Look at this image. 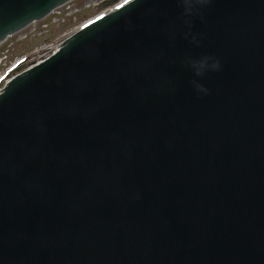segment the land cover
<instances>
[{"label":"water","instance_id":"1","mask_svg":"<svg viewBox=\"0 0 264 264\" xmlns=\"http://www.w3.org/2000/svg\"><path fill=\"white\" fill-rule=\"evenodd\" d=\"M65 1L0 0V41ZM0 264H264V0H128L14 76Z\"/></svg>","mask_w":264,"mask_h":264},{"label":"rangeland","instance_id":"2","mask_svg":"<svg viewBox=\"0 0 264 264\" xmlns=\"http://www.w3.org/2000/svg\"><path fill=\"white\" fill-rule=\"evenodd\" d=\"M85 1L86 0H80L78 5L79 6L83 5V3ZM96 1H99V0H96ZM120 1H125V0H114V2H112V4L108 5V7H110L111 5L113 6V3H116V2L118 3ZM101 8H102V5H100V4H92L88 8H84L83 12H79V13H78V11L74 12L75 15H73V17L75 19H74V23L73 24H75V23L76 24L71 26V28H67L68 27L67 25H64V26L62 25V26H59L57 28H52L47 34H43L41 36H36L35 40L31 41V43H26L18 51L23 53L26 50H28V52H30L35 46L41 45L40 43H42L44 41L48 43L47 40L54 38L50 34H55V33H57L58 30L60 31V36H59L58 39H56L54 41L63 40V38H65L69 33H71L74 30V28L76 29V27H79L81 25L82 21L86 20L87 18L93 16L96 13H100L101 12ZM13 58L14 57H12L10 59H13ZM1 70L2 69H0V71Z\"/></svg>","mask_w":264,"mask_h":264},{"label":"clouds","instance_id":"3","mask_svg":"<svg viewBox=\"0 0 264 264\" xmlns=\"http://www.w3.org/2000/svg\"><path fill=\"white\" fill-rule=\"evenodd\" d=\"M203 0H183L184 12L188 14H195L198 5H200ZM188 66L190 67L193 76L196 78H202L206 72L218 70L220 67L219 61L211 56H202L195 59H190L188 61ZM194 91L196 92H207V89L198 82L197 79L190 81Z\"/></svg>","mask_w":264,"mask_h":264},{"label":"snow or ice","instance_id":"4","mask_svg":"<svg viewBox=\"0 0 264 264\" xmlns=\"http://www.w3.org/2000/svg\"><path fill=\"white\" fill-rule=\"evenodd\" d=\"M128 2V0H125V3H127ZM117 7H119V5H117Z\"/></svg>","mask_w":264,"mask_h":264},{"label":"bare ground","instance_id":"5","mask_svg":"<svg viewBox=\"0 0 264 264\" xmlns=\"http://www.w3.org/2000/svg\"><path fill=\"white\" fill-rule=\"evenodd\" d=\"M121 2H123V1H120L118 4H120Z\"/></svg>","mask_w":264,"mask_h":264}]
</instances>
